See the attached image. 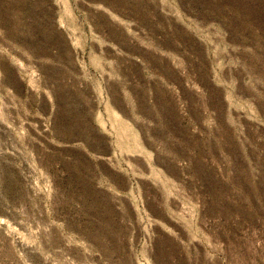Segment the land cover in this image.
<instances>
[{"label": "rangeland", "instance_id": "374dc122", "mask_svg": "<svg viewBox=\"0 0 264 264\" xmlns=\"http://www.w3.org/2000/svg\"><path fill=\"white\" fill-rule=\"evenodd\" d=\"M0 264H264V0H0Z\"/></svg>", "mask_w": 264, "mask_h": 264}]
</instances>
